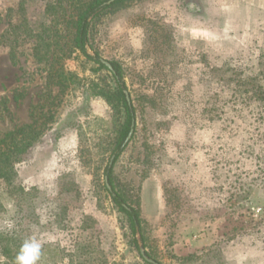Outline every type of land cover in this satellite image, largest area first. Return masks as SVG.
I'll use <instances>...</instances> for the list:
<instances>
[{
    "label": "rangeland",
    "instance_id": "rangeland-1",
    "mask_svg": "<svg viewBox=\"0 0 264 264\" xmlns=\"http://www.w3.org/2000/svg\"><path fill=\"white\" fill-rule=\"evenodd\" d=\"M73 13L0 0V138L43 128L0 179V264H150L138 239L158 264H264L248 153L264 148V103L248 98L264 86V0H124L92 20V60L69 50ZM99 58L119 65L135 110L120 150L125 111ZM116 194L138 213L135 233Z\"/></svg>",
    "mask_w": 264,
    "mask_h": 264
},
{
    "label": "trees",
    "instance_id": "trees-1",
    "mask_svg": "<svg viewBox=\"0 0 264 264\" xmlns=\"http://www.w3.org/2000/svg\"><path fill=\"white\" fill-rule=\"evenodd\" d=\"M108 0H60V2L63 4L65 3L68 8L72 7L74 9V13L70 16L68 22H72L75 30L73 32V37L71 40V47L70 51L72 49L80 51L83 55H85L89 59H93L92 56H90L86 51V46L89 42V28L91 25L92 20L99 17L105 10L110 8L111 6L115 4H119L123 2L124 0H116L114 2H111L110 4H107ZM27 0H20V6L23 8L25 6V3ZM48 6L46 7V11ZM42 26H46L44 22L40 23ZM26 35L24 37H28L30 30L28 29V24H26ZM37 43L34 44L33 50L36 51L37 55V48L41 47V45H47L45 42L44 36H41L39 34L35 37ZM68 51V50H67ZM67 55V54H65ZM96 63L99 65L98 68H105L107 67L100 63L99 61H96ZM113 68H114V78L117 82V89L115 94L113 96L116 97L117 101L120 103V105L124 108L125 111V121L121 125V129L119 132V135L117 137L114 151L120 150L121 145L129 131L130 124L132 119L135 117V110L134 108H129L125 96L123 94V84L122 81V73L121 68L119 65L115 64L114 62H111ZM62 74V73H61ZM60 74V76H61ZM256 93H254L252 96H249L248 98H254L255 100L264 103V86L261 87L260 85L256 86ZM96 95L104 97L106 100L110 98V94L107 92H104L102 89L99 88L98 91H96ZM58 96V94H57ZM57 96H53V99H57ZM57 97V98H56ZM54 101L50 102L48 105V108L43 113V117L45 120L43 121V124L47 121H52L54 117ZM43 108V106H42ZM43 132V128H37L36 126H33L32 124H26L24 126L18 127L16 129L10 130L6 132L2 138H0V179H3L5 181H11L16 176V170L15 165L20 159L22 155H24L28 149L33 145V143L38 139L40 134ZM264 138V136L262 137ZM247 150H245L246 152ZM250 152V153H249ZM249 155H254L255 157V177L252 178V183L257 182V185H264V148H261L259 152H254V149L251 148L248 150ZM117 157V154H116ZM108 175V180L110 185L113 188V183L111 180V176ZM241 184V188H244L243 191L246 192L248 189L252 188V184L250 183H239ZM247 184V185H245ZM116 197H113V200L118 205L119 211H122L126 214L130 227L133 233L136 232L137 228L136 225L139 224V216L138 213L131 208V210H127L123 205L121 204L123 200L119 199L118 194H116ZM243 199L249 200L248 195H246ZM136 243V240H134Z\"/></svg>",
    "mask_w": 264,
    "mask_h": 264
},
{
    "label": "water",
    "instance_id": "water-1",
    "mask_svg": "<svg viewBox=\"0 0 264 264\" xmlns=\"http://www.w3.org/2000/svg\"><path fill=\"white\" fill-rule=\"evenodd\" d=\"M114 1H116V0H108L106 3L107 4H110L111 2H114ZM86 51H87V53L90 56H92L93 58H95L93 55L90 54V50H89L88 45L86 46ZM98 60H99L100 63H102L103 65H105L111 72L114 73V68H113L112 64L109 61H107L105 59H102V58H99ZM122 91H123V94L125 96L126 103H127L128 107L131 109V99H130L129 92L126 89H123ZM134 130H135V121H134V119H132L131 124H130V128H129V131H128V133H127V135H126V137H125V139H124V141H123V143L121 145V148L125 147L129 143V141L131 140V138L133 136ZM114 157H115V155H112V157L110 159V162H109V167L112 165V162H113ZM105 185H106V188L108 189V191L112 192V187H111V185H110V183L108 181V177L107 176H105ZM112 195L114 196V193L113 192H112ZM122 205L127 210H129V208H128L127 205H125V204H122ZM136 228H137V225H136ZM137 236H139L138 232H137ZM138 246H139V252H140L142 258L146 262H148L150 264H158L155 260L149 258L146 255L145 250H144L143 246L141 245V242L139 241V239H138Z\"/></svg>",
    "mask_w": 264,
    "mask_h": 264
}]
</instances>
